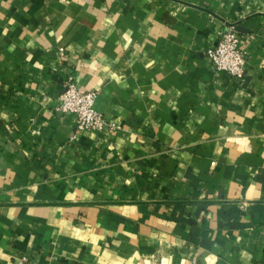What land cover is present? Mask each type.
<instances>
[{
  "label": "crops",
  "instance_id": "1",
  "mask_svg": "<svg viewBox=\"0 0 264 264\" xmlns=\"http://www.w3.org/2000/svg\"><path fill=\"white\" fill-rule=\"evenodd\" d=\"M226 25L242 82L206 51ZM72 80L109 126L57 111ZM264 264V0H0V264Z\"/></svg>",
  "mask_w": 264,
  "mask_h": 264
},
{
  "label": "built area",
  "instance_id": "2",
  "mask_svg": "<svg viewBox=\"0 0 264 264\" xmlns=\"http://www.w3.org/2000/svg\"><path fill=\"white\" fill-rule=\"evenodd\" d=\"M206 58L217 73L240 82L244 80L246 53L241 49L238 33L233 25H226L217 34L216 44L209 48ZM95 91H80L69 80L58 97L57 111L75 118L76 132H100L109 126L104 116L95 110ZM113 128V126H109ZM12 264H36L23 255Z\"/></svg>",
  "mask_w": 264,
  "mask_h": 264
}]
</instances>
